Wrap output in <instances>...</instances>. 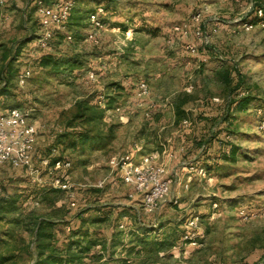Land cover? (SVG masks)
<instances>
[{
	"label": "rangeland",
	"instance_id": "rangeland-1",
	"mask_svg": "<svg viewBox=\"0 0 264 264\" xmlns=\"http://www.w3.org/2000/svg\"><path fill=\"white\" fill-rule=\"evenodd\" d=\"M34 1L4 0L0 4V88L6 81L10 85L8 95L0 98V116L12 108L31 110L37 138L43 136L46 141V136L51 137L50 143L37 152L51 154L54 150L55 155L71 163L65 182L78 207H70L67 190L61 196H50L48 202L42 201L40 191L50 182L44 173L39 182L26 169L0 168V199L23 196L19 212L0 214V256L6 259L3 264H33L38 257L33 231L41 218L59 220L64 216L71 222L76 215L87 213L85 218L91 220L99 216L94 214L99 206L131 204V191L121 184L118 174L111 175L109 167L95 170L94 164L103 155L110 159L122 149L127 152L134 145L142 147L135 138L142 130L150 136L152 149L172 147L177 158L168 170L179 175L180 185L173 187L171 194L177 196L178 206L169 204L171 208L163 210L168 203H162L152 213L137 207L145 225L159 220L163 210L169 232L167 245L171 247L164 257H158L157 251L148 246L147 251L129 259L121 246L110 247L109 240L108 245L105 243L108 250L98 245L91 252L94 255L81 258L82 262L264 264V24L255 21L251 29L243 26L255 20L259 9L264 11V0H71L75 7L69 25L71 42L59 33L47 50L35 49V41L18 49V42L29 32H35L34 40L39 34L32 13ZM98 6L105 10V25L100 31V44L93 46L83 38L89 29L88 15ZM25 10L31 13L23 15ZM197 14L200 29H217L207 46L191 30L186 35L173 31L177 25L197 27L192 20ZM134 31H138L136 39ZM46 53L75 63L49 77L36 61ZM23 67L31 68L32 77L20 88L16 76ZM159 77H165L164 85H159ZM238 80L242 84L234 90ZM140 81L149 86L147 98L135 94ZM246 96L251 103L236 112L233 102ZM168 103L171 107L166 108ZM140 104H144L142 113L138 111ZM148 105H154L151 119L144 117ZM161 115L168 116L170 122L174 116V123L159 131L156 121ZM185 119L190 122L188 127L180 123ZM86 131L112 133L114 140L104 153L89 156L90 169L74 168L77 152H65L55 141L62 134ZM231 147L234 155L223 160L221 155ZM34 156V165L40 169V161ZM182 161L203 166L209 180L193 177L187 183ZM104 179L105 186L97 188ZM21 181L23 184L15 187L18 185L14 183ZM52 200L53 206L49 203ZM214 202L218 207L213 210ZM240 210L248 217L239 218ZM195 216L196 227L185 229L186 221ZM17 218L19 223L13 225ZM110 227L111 223H103L100 227L89 225L88 229L92 235L99 229L109 236ZM62 228L65 230L64 225ZM120 234L115 233V243L125 240Z\"/></svg>",
	"mask_w": 264,
	"mask_h": 264
},
{
	"label": "built area",
	"instance_id": "built-area-1",
	"mask_svg": "<svg viewBox=\"0 0 264 264\" xmlns=\"http://www.w3.org/2000/svg\"><path fill=\"white\" fill-rule=\"evenodd\" d=\"M4 0H0L2 5ZM74 2L71 0H56L50 3L44 0L34 1V15H36L39 34L33 41L34 48L44 51L50 48V42L57 34H62L66 41H72V34L68 29V19ZM257 17L262 16V10L259 9ZM105 10L102 6H98L88 15L89 29L83 38L84 42L97 46L100 44V31L104 27ZM192 20L197 23V27L192 25H181L173 27V31L188 34L191 30L192 34L204 46L209 45L211 33H216L217 29L213 28L210 31L200 29L199 14L192 17ZM193 24V23H192ZM263 25L264 23H259ZM199 26V27H198ZM246 29H251L253 25L245 23ZM32 77L30 67H23L16 76L17 86L22 88L27 81ZM92 78L93 74L90 73ZM135 94L140 98H147L150 95V89L145 81H140L135 86ZM218 102V99H212ZM143 105V104H140ZM154 105H148L144 112L146 119H151ZM31 110L21 108L8 109L0 116V168L10 169H26L30 175H36L38 181L41 182V173L50 177V182L46 186L52 189L67 190V196L70 199V207L76 208L74 194L69 192L68 182L66 183L65 172L70 170L71 163L67 160H57L50 165L51 158H54L55 151L41 158L39 161L40 169L34 165V146L37 139L38 129L35 123L31 121ZM122 119V117H120ZM183 127H188L190 122L185 119L180 122ZM264 125V124H263ZM225 153L228 152L224 151ZM159 153L151 152L141 154V147H134L127 152L117 153L108 160V167L113 172L118 174L122 184L130 189L128 198L131 201L137 200L144 213L154 212L160 204L169 203L178 206L177 196H172L173 187L180 185L179 175L177 172H169L168 168L159 162ZM182 175L187 176L186 182L189 183L194 177L198 180H209L208 171L197 162L182 161ZM61 175H58V174ZM109 178V177H108ZM106 180L97 183V188H103ZM187 186H185L186 188ZM218 205L214 202L211 209H217ZM239 218L244 219L247 214L240 210ZM198 217H190L184 225L185 229L194 228L197 225ZM119 230H124V224H119ZM187 239V238H185ZM192 243V244H191ZM189 244L195 245L192 241Z\"/></svg>",
	"mask_w": 264,
	"mask_h": 264
},
{
	"label": "trees",
	"instance_id": "trees-1",
	"mask_svg": "<svg viewBox=\"0 0 264 264\" xmlns=\"http://www.w3.org/2000/svg\"><path fill=\"white\" fill-rule=\"evenodd\" d=\"M74 6L71 10H74ZM34 9V8H33ZM33 11V10H32ZM31 12V10H30ZM34 14V11L32 12ZM68 19V29L70 25V17ZM255 20H250L248 23H264V11H262V16L259 18L254 16ZM256 23V24H257ZM70 31V30H69ZM71 32V31H70ZM72 33V32H71ZM35 32H31L27 37L22 39V41L18 42V49H22L28 43L34 41ZM17 53V52H16ZM19 54V51H18ZM18 54L16 56L18 57ZM38 65L40 66V70H43L47 76L53 77V75H57L60 69H70L75 62L71 61L70 58H62L57 59L53 56V54L46 53L42 55L39 59L36 60ZM7 66V65H6ZM5 79V78H4ZM9 81V80H8ZM242 82L238 80L236 82L234 90L240 88ZM9 82H4L3 87L0 88V98L6 97L9 93ZM248 96L241 98L235 102V111L241 112L246 108L251 102ZM179 106V105H178ZM177 106V108H178ZM114 140V135L109 133L108 135H100L93 134L90 131L81 132V133H72L70 135L62 134L58 136L55 143L56 146L62 147L63 151L73 150L77 148L80 152V155H84V153L88 151H94L101 144L108 145ZM232 155H234V148H228L227 153H223L221 157L222 159H229ZM47 157V156H46ZM57 160H66L62 157H56L50 160V165ZM68 161V160H67ZM207 170V169H206ZM64 193L63 190L52 189L48 186H45L43 190L40 191L39 196L42 197V201L48 202L50 196L59 194L60 196ZM20 196H12L7 199H0V214L12 213L21 210V201L19 200ZM2 202V204H1ZM54 205L53 200L49 202ZM78 206L76 205V208ZM88 209V208H86ZM85 209V210H86ZM90 209V208H89ZM87 211V210H86ZM84 214V213H83ZM83 214H78L73 218L71 222L65 221V217H59V220L55 218H41L35 223L34 227V244L36 249L38 250V257L33 262V264H89V262H82L81 258L90 257L94 255L91 253L93 249L100 247L102 248V244L99 241V238L94 234H90L89 229L86 228L87 224H91L88 220L82 218ZM56 217V216H53ZM102 221V220H98ZM19 223V219L13 220V225ZM93 223V222H92ZM64 225L65 230H63L62 226ZM16 226V225H15ZM145 232H155L156 227L144 228ZM65 231V232H64ZM63 235V236H62ZM150 236H143L141 238H137L136 244L140 247V251H147L149 249L148 246H151L152 251H163L169 249L171 245H167L166 241H155L154 239H150ZM60 239V240H59ZM186 244L190 242L185 240ZM117 243L113 241L111 245L113 248L117 247ZM145 249V250H144ZM149 251V250H148ZM151 251V252H152ZM131 254V252H129ZM146 254L150 255L146 252ZM5 258L0 256V264L5 262Z\"/></svg>",
	"mask_w": 264,
	"mask_h": 264
},
{
	"label": "crops",
	"instance_id": "crops-1",
	"mask_svg": "<svg viewBox=\"0 0 264 264\" xmlns=\"http://www.w3.org/2000/svg\"><path fill=\"white\" fill-rule=\"evenodd\" d=\"M29 13H31V12L25 10L23 15H27V14L29 15ZM30 33L31 32H29V34ZM133 34H134V36H133L134 39H136L135 35L138 34V31H134ZM24 48L25 47H23V49ZM20 55H23V54L20 53ZM159 79H160L158 82L159 85L160 84L164 85L163 83L165 82V80H164L165 77H163V78L159 77ZM148 81L150 82V84H151V82H152V84L154 83V81H151V79H149ZM153 86H154V84H153ZM138 107H139L138 111H140L142 113L143 109H144V104L138 105ZM168 107H171V103H168V106H166V108H168ZM171 119H172V121L170 122V118H168V116H166V115H161L160 117H158V120L156 121V123H157V126L160 127L159 131H162L163 129H167L170 125H173L174 116ZM171 136H172V134H171ZM135 138L138 139L137 141L142 146L141 147V154H148L151 152H155V151L158 152L159 151L158 153H159V156L161 158V159L159 158V162L163 163L167 168H169V165H172V164L175 165L176 164V162L174 160H176L177 158L175 156H173L174 154H172V147L162 146V148L157 149L158 151L155 149H152L150 147L151 146V142H150L151 138L149 135L146 134L145 130L144 131L142 130L140 133H138V135H136ZM163 138L166 139L165 136H163ZM46 139H47L46 141H43V136H39L36 139V143L34 146V153H35L34 160H40L41 158H43V156L46 157V156L50 155L49 153H47V154L42 153V152H44V150H41L42 152L41 151L37 152L38 148H41V147L48 145L50 143L51 137L46 136ZM169 139H171V138H169ZM111 143H113V141ZM111 143H109L108 145L107 144L106 145L101 144L96 149H94V151H88L87 150L84 153V155H80V152L77 148L71 150V151L77 152V154H76L77 156L75 157V160H73L74 161V168L77 167L80 169H90L88 167L91 166V164L89 165V163H91L92 161L90 160L89 156L92 155L93 153L95 155H99L101 153H104L105 151H107L106 149H109ZM120 145H122V143ZM120 145H117L116 148L118 149V146L120 147ZM58 147H60V146H58ZM58 147L57 148L55 147V148L58 149ZM66 151H68V150H66ZM121 152H126V151L122 149L118 153H121ZM56 157H58V156L55 155L54 158H56ZM51 159H53V158H51ZM107 159L109 160V158L104 157V155L101 156V158H98L96 163L94 164L96 166L95 170H99L100 168L108 167ZM170 162H171V164H170ZM25 181H27V179H25ZM112 183L115 184L116 182H112ZM19 184H23V182L21 181V182L14 183V185H18L15 187H19ZM121 184H122V182H121ZM122 185L125 186L124 184H122ZM125 187H127V186H125ZM128 190L130 191V189H128ZM13 195H15V193ZM21 197H23V196H20L19 198H21ZM115 201H117V200H115ZM76 204H77V202H76ZM112 205L114 206L113 208H102L101 206H99V209L97 210V212L94 211V214L99 215V216L92 218V219L90 218L91 220L85 218V216L88 215L87 213L82 215V218L91 222V224L86 225V228H89V225L91 227L97 226V225L100 227V226H102L103 223L108 224V225L111 223V227L109 228V236H105L102 230L98 229V231H97L94 228V230H96L98 232L96 234V236L98 238H100L99 241L102 244L103 250L104 249L108 250L109 246L111 247V245L113 244V241H114L113 239L116 237L115 233H121L120 235L122 237H125V240H124V238L123 239L121 238L120 240L117 241V244H118L117 247L121 246V248L123 249V254L125 253L127 256H130V257H126L129 259L130 258L133 259L135 256H137L141 253L140 247L136 244V241H135L138 237L141 238L143 236H150L151 238L150 237L149 238L154 239L155 241H166L167 240V235L169 233L168 229H167L168 224L166 221L163 220L164 214L162 215V213H163V210H167V209L171 208V207H169L170 206L169 203H168V205H166L164 207V209L162 208L163 210L161 211V216L159 217V220L157 219L156 222H152L149 225H145V224L141 223V219L139 218L140 213L137 211V207H139L140 205H139L137 200L131 201V204H128V205L122 204L120 202H116ZM123 205H126V206H123ZM123 207L129 208V209L127 210ZM90 212H92V211H90ZM132 218H133V223L130 222ZM98 220H102V221H98ZM119 224H124V230L118 229ZM150 227L151 228L156 227V231L153 233L152 232L146 233L144 228H146V229L148 228V231H149ZM113 233H114V235H113ZM107 238H109V239H107ZM109 240L111 241V244L109 246H105L106 245L105 243H107V245L109 244V242H107ZM172 248H174V247H172ZM168 250L169 249H167V251L163 250V251L157 252L158 257H164L166 255V253H168ZM129 252H131V254H129ZM100 253H102V251ZM127 263H131V262H127ZM139 263H141V264H158V262L157 263L156 262H139Z\"/></svg>",
	"mask_w": 264,
	"mask_h": 264
}]
</instances>
